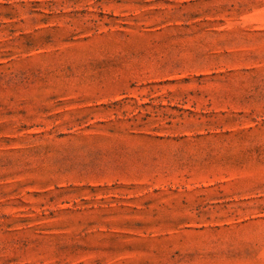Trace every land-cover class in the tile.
Listing matches in <instances>:
<instances>
[{
    "label": "rangeland",
    "instance_id": "1",
    "mask_svg": "<svg viewBox=\"0 0 264 264\" xmlns=\"http://www.w3.org/2000/svg\"><path fill=\"white\" fill-rule=\"evenodd\" d=\"M0 264H264V0H0Z\"/></svg>",
    "mask_w": 264,
    "mask_h": 264
}]
</instances>
